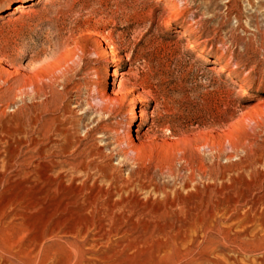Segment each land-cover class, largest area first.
Segmentation results:
<instances>
[{"label":"rangeland","instance_id":"1","mask_svg":"<svg viewBox=\"0 0 264 264\" xmlns=\"http://www.w3.org/2000/svg\"><path fill=\"white\" fill-rule=\"evenodd\" d=\"M123 73L151 186L124 216L56 214L20 128ZM0 264H264V0H0Z\"/></svg>","mask_w":264,"mask_h":264},{"label":"bare ground","instance_id":"2","mask_svg":"<svg viewBox=\"0 0 264 264\" xmlns=\"http://www.w3.org/2000/svg\"><path fill=\"white\" fill-rule=\"evenodd\" d=\"M24 5L13 10L22 13ZM112 75L117 77V72L113 70ZM121 76L117 87L116 78L112 79L114 93L109 94L97 75L88 87V98L76 102L84 111L82 117L71 108L72 101L52 96L36 104L30 122L20 128L21 149L37 156L33 173L38 200L52 204L56 214L103 219L122 216L127 196L151 186L150 171L143 166L148 160L147 134L139 133L147 116L138 111L139 123L133 125L137 112L129 103L131 96L142 102L144 94L133 95L122 84L127 73ZM131 130L137 135L132 136ZM115 159L118 166L113 164ZM131 166L135 168L128 170Z\"/></svg>","mask_w":264,"mask_h":264}]
</instances>
